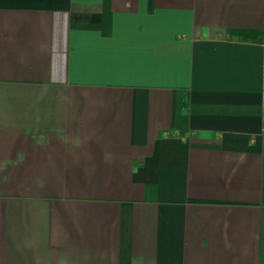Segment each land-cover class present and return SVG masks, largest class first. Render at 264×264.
I'll use <instances>...</instances> for the list:
<instances>
[{
  "label": "crops",
  "instance_id": "obj_1",
  "mask_svg": "<svg viewBox=\"0 0 264 264\" xmlns=\"http://www.w3.org/2000/svg\"><path fill=\"white\" fill-rule=\"evenodd\" d=\"M0 264H264V0H0Z\"/></svg>",
  "mask_w": 264,
  "mask_h": 264
}]
</instances>
